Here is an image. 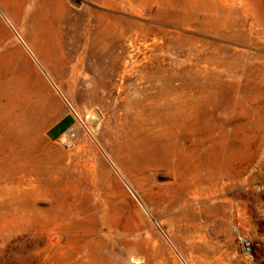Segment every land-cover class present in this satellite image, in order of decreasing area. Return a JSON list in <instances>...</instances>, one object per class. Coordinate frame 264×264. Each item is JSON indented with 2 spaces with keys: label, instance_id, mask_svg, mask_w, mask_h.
Instances as JSON below:
<instances>
[{
  "label": "rangeland",
  "instance_id": "1",
  "mask_svg": "<svg viewBox=\"0 0 264 264\" xmlns=\"http://www.w3.org/2000/svg\"><path fill=\"white\" fill-rule=\"evenodd\" d=\"M18 2L70 29L0 86V264H264V0Z\"/></svg>",
  "mask_w": 264,
  "mask_h": 264
},
{
  "label": "crops",
  "instance_id": "2",
  "mask_svg": "<svg viewBox=\"0 0 264 264\" xmlns=\"http://www.w3.org/2000/svg\"><path fill=\"white\" fill-rule=\"evenodd\" d=\"M31 1V0H30ZM43 7L49 10L54 8L55 0H43ZM59 1V0H58ZM38 6L36 0L27 3L25 8L27 12L36 9ZM22 7V3L18 0H0V16L4 22H0V86L6 87V81H21L28 79V72L23 69L22 56L27 59L31 57L33 66L44 61L40 60V52L38 43H44L47 40H62L66 38L69 25L55 23H22L16 22L13 18L11 9ZM37 72V71H35ZM42 76L44 72L42 71ZM55 78V76H52ZM20 86L19 83L16 84ZM76 117L71 114H65L56 122L51 124L47 129V139L56 142L61 139L75 124Z\"/></svg>",
  "mask_w": 264,
  "mask_h": 264
},
{
  "label": "bare ground",
  "instance_id": "3",
  "mask_svg": "<svg viewBox=\"0 0 264 264\" xmlns=\"http://www.w3.org/2000/svg\"><path fill=\"white\" fill-rule=\"evenodd\" d=\"M263 96V95H262ZM264 99V98H263ZM252 102L254 103L255 102V99L253 98L252 99ZM261 105H263V104H261ZM253 109V108H252ZM251 124H252V130H251V133H252V138H251V152L252 153H254V148H255V131H254V128H255V121L254 120H252V122H251ZM263 126H264V119H263V121H262V124L260 125V129L261 128H263ZM253 167V166H252ZM258 170H259V172L260 173H262V174H264V164H260L259 166H258Z\"/></svg>",
  "mask_w": 264,
  "mask_h": 264
},
{
  "label": "built area",
  "instance_id": "4",
  "mask_svg": "<svg viewBox=\"0 0 264 264\" xmlns=\"http://www.w3.org/2000/svg\"><path fill=\"white\" fill-rule=\"evenodd\" d=\"M241 240V243L243 245V249L246 250V251H250V243L248 242L247 239H240Z\"/></svg>",
  "mask_w": 264,
  "mask_h": 264
}]
</instances>
